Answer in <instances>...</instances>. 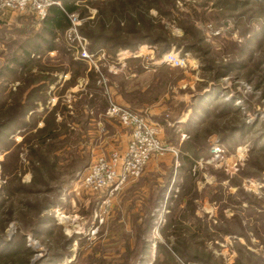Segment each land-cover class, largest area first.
<instances>
[{
    "label": "rangeland",
    "instance_id": "obj_1",
    "mask_svg": "<svg viewBox=\"0 0 264 264\" xmlns=\"http://www.w3.org/2000/svg\"><path fill=\"white\" fill-rule=\"evenodd\" d=\"M78 3L60 50L27 59L41 21H0L5 99L37 91L24 116L0 112V264H264V0ZM113 104L155 123L165 151L83 191L94 158L129 143ZM51 116L57 137L37 132Z\"/></svg>",
    "mask_w": 264,
    "mask_h": 264
},
{
    "label": "built area",
    "instance_id": "obj_2",
    "mask_svg": "<svg viewBox=\"0 0 264 264\" xmlns=\"http://www.w3.org/2000/svg\"><path fill=\"white\" fill-rule=\"evenodd\" d=\"M54 4H61L57 0H0V21L13 16L33 14L42 21ZM78 20L72 15V22ZM81 57L90 59L93 54L82 45ZM108 113L117 116L120 121L131 129L127 147L122 151H113L109 156L98 155L89 167L80 175V189L91 193L108 189H117L124 183L138 178L153 155H162L165 146L158 134L157 125L144 114L113 104ZM218 157L220 147L213 148Z\"/></svg>",
    "mask_w": 264,
    "mask_h": 264
},
{
    "label": "trees",
    "instance_id": "obj_3",
    "mask_svg": "<svg viewBox=\"0 0 264 264\" xmlns=\"http://www.w3.org/2000/svg\"><path fill=\"white\" fill-rule=\"evenodd\" d=\"M60 1H61V4L59 5L54 4L49 8L47 16L41 21L42 23L41 24L42 26L40 29L41 31L36 36L41 40L42 43L36 45L34 50H29V51L27 49H25L24 51L22 50V52L24 53V56L22 58L27 59L32 54L40 55L43 53L60 50V48L58 47L56 43V40L59 38V35L62 32L66 31L71 26L72 24L71 20H72L73 14H76L79 11L83 13V9L81 5L78 3L79 0H60ZM102 25H103V19H102ZM102 31H104V27H102ZM88 36L89 38L94 39L93 46L95 47H98V46L100 47L101 45H103L104 44L103 40L107 41L106 38L103 36V34H99L96 36H91V35H88ZM141 40L143 39L142 38L139 39L138 41H136V43H134V45L133 43H126L125 47L131 48L132 46H135L137 43L141 42ZM92 50L94 51V49ZM29 64H27V66ZM74 64L80 66L83 63L80 62L79 60ZM27 66L25 65V68ZM141 71L142 69L140 68L139 72ZM35 81H37L35 78H30L28 80V85H30L32 82H35ZM7 90H8V85L7 87L1 88L0 89L1 96L3 94L6 95ZM18 90H19V94L17 95V98L16 96H14L13 99L10 100V102L8 101V99H5L4 95H3V98L1 97L0 112L2 111L4 112L5 108L8 107V109L10 108V113H15L18 115L21 114V116H24L27 111H31L37 108V104L30 103L31 102L30 98H32V95L37 92L35 89L33 90V92H28V94L26 93L27 89H24L21 86L18 88ZM12 94L14 93H12L11 91L9 95L11 96ZM25 94H26V100L23 101V97ZM18 103H20V106L17 108ZM54 119L55 117L51 116V118L47 121L45 126L42 129L38 130L37 132H39L40 134H46V137H57L56 134L54 135V132L56 131V129L64 126L65 124H62V123L57 124ZM9 122L11 121L10 120L0 121V130H6L7 128H9L8 127ZM81 168L82 170H84L86 166L82 165ZM173 251L175 253L177 252L179 255H182L181 253H179L177 249ZM262 259L264 261V258ZM238 264H242V262L238 261Z\"/></svg>",
    "mask_w": 264,
    "mask_h": 264
},
{
    "label": "bare ground",
    "instance_id": "obj_4",
    "mask_svg": "<svg viewBox=\"0 0 264 264\" xmlns=\"http://www.w3.org/2000/svg\"><path fill=\"white\" fill-rule=\"evenodd\" d=\"M168 58H166V60H167Z\"/></svg>",
    "mask_w": 264,
    "mask_h": 264
}]
</instances>
